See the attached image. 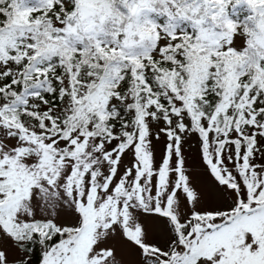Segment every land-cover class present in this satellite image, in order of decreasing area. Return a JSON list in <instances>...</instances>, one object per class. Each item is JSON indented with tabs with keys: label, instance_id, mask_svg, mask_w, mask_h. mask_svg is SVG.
Here are the masks:
<instances>
[{
	"label": "snow or ice",
	"instance_id": "snow-or-ice-1",
	"mask_svg": "<svg viewBox=\"0 0 264 264\" xmlns=\"http://www.w3.org/2000/svg\"><path fill=\"white\" fill-rule=\"evenodd\" d=\"M0 264H264V0H0Z\"/></svg>",
	"mask_w": 264,
	"mask_h": 264
},
{
	"label": "rangeland",
	"instance_id": "rangeland-1",
	"mask_svg": "<svg viewBox=\"0 0 264 264\" xmlns=\"http://www.w3.org/2000/svg\"><path fill=\"white\" fill-rule=\"evenodd\" d=\"M187 148V146H186ZM195 155L194 151H189V158H188V166L194 171H199V165L197 162L193 159V156Z\"/></svg>",
	"mask_w": 264,
	"mask_h": 264
}]
</instances>
